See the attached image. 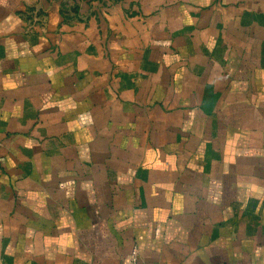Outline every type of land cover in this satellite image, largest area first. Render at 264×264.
I'll return each instance as SVG.
<instances>
[{"label": "crops", "instance_id": "obj_1", "mask_svg": "<svg viewBox=\"0 0 264 264\" xmlns=\"http://www.w3.org/2000/svg\"><path fill=\"white\" fill-rule=\"evenodd\" d=\"M0 264H264V0H0Z\"/></svg>", "mask_w": 264, "mask_h": 264}]
</instances>
